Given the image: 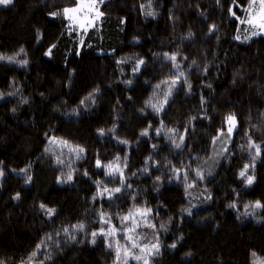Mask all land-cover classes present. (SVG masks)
Returning a JSON list of instances; mask_svg holds the SVG:
<instances>
[{
    "label": "trees",
    "instance_id": "16d2710c",
    "mask_svg": "<svg viewBox=\"0 0 264 264\" xmlns=\"http://www.w3.org/2000/svg\"><path fill=\"white\" fill-rule=\"evenodd\" d=\"M97 1L103 15L87 30L62 14L49 15L74 0L0 5V55L15 58L0 60V261L115 264L117 241L121 248L128 244L123 237L131 226L121 217L150 208L148 223L155 227L140 223L134 235L141 246L158 242L159 254L132 249L127 264H144V259L148 264H258L264 258V208H249L253 214L246 215L244 206L264 203V155L250 169L256 176L253 185L246 187L238 173L251 162L245 133L264 146V35L245 41L256 29L228 11L246 19L253 10L249 0ZM165 52L178 53L184 76L156 113L146 101L161 102L168 90L161 82L176 72ZM139 59L144 64L134 72ZM97 88L94 102L85 99ZM228 113L236 114L239 126L217 167L200 180L196 171L210 158L213 138L226 128ZM149 124V135H140ZM114 126L115 132H109ZM181 135L185 141L177 149L171 138L179 143ZM76 145L84 148L79 156L69 150ZM97 158L120 167L123 186L119 174L105 176L96 167ZM97 180L122 192L112 200L93 201ZM17 193L20 198L14 199ZM233 202L236 207H228ZM41 203L55 214L47 215ZM189 208L192 215L182 211ZM101 211L111 217L109 223H101ZM78 223L83 231L71 228ZM112 226L117 231L108 237L111 248L101 235L92 243V231Z\"/></svg>",
    "mask_w": 264,
    "mask_h": 264
},
{
    "label": "snow or ice",
    "instance_id": "6c2138e0",
    "mask_svg": "<svg viewBox=\"0 0 264 264\" xmlns=\"http://www.w3.org/2000/svg\"><path fill=\"white\" fill-rule=\"evenodd\" d=\"M234 2H235V0H234ZM257 2L259 3L258 11L255 10L253 7L257 4ZM11 3H12V0H0V5L7 6ZM217 3H219V0H217ZM95 4H96V0H74V6L73 7H65L62 9V12H51V13H49V15L52 17H56V16L62 14L69 21H72L73 23L77 24L80 28L87 30L88 27L93 26L94 20L96 18L103 15V13H100L98 10L95 9V7H94ZM141 7L143 8V5ZM149 7H151L150 3H149ZM249 8H251L253 10L249 13V15L246 19H240L239 17H236V13L233 11V9L232 8L228 9L230 15H232L237 20H239L240 24H246V25L250 26L251 28L256 29V30L251 32L250 36L245 37V41L251 39V37H254V36L264 35V0H249ZM93 13H95V15H93ZM147 15H153L154 16L155 13L149 11L147 13ZM215 27H216L215 24L210 25L209 26V32L214 31ZM192 35L193 34L191 32H189L188 38H191ZM234 38L236 40H240V36H236ZM54 47H55V45H52V47H50L48 49V51L45 52V55L50 56L52 53V48H54ZM23 51H24V49L21 48L20 52H23ZM163 56L166 60H169L172 62V67L176 70V72L170 78V80H164L161 82L163 84L168 85V90L164 94V98L161 102L152 103L151 100L146 101V106L150 105L156 113H160L161 111L164 110V106L166 104H168L169 97L172 95L173 88L176 86L177 82L179 81V78L181 76H184V72L180 71L181 65L179 63H177L178 53L173 52V53L169 54V53L165 52V53H163ZM4 59H7L9 62H13L15 58L13 56L5 57L4 55H0V60H4ZM184 59L187 60L188 57H184ZM121 62L122 61H118V63H121ZM19 63L21 65H26L27 61L22 60V61H19ZM143 64H144L143 59L137 60L136 66L134 68V72L138 71L140 68V65H143ZM192 64L195 65L196 61L192 60ZM126 83L131 84V81H126ZM185 83L187 84V81H185ZM155 87L159 88L160 84H157ZM208 87H211V85H208ZM188 88L189 89L191 88L190 84H188ZM98 91H99L98 88L94 89L93 92L89 93L88 97H86L85 99H93L94 92H98ZM11 94H13V93H10V95ZM2 96H3V94H0V98H2ZM129 99H131V97H129ZM24 102L27 103V101H24ZM93 102H94V99H93ZM80 103L84 104V100H81ZM203 103H204V100L202 97L201 98V105H203ZM13 111H15V110H13ZM140 111H143V109H141ZM76 114L78 115V113H76ZM196 118L197 117L193 116L190 119L195 120ZM205 118H207V117H205ZM161 124H163V121H161ZM224 124L226 125V129L225 128L218 129L217 130L218 136L227 135L228 137H231L233 135L234 131L239 126V122H238L236 114L235 113H228L224 117ZM151 127H152V125L149 124L147 128H144L141 131L140 135H142V136L149 135V129ZM97 131H98L99 135H101V136L105 135V130L103 128H99V129H97ZM108 131L109 132H115V126L112 129H109ZM160 131H161V129L157 128L156 134L159 135ZM168 131L174 133L175 129H169ZM185 132H187V127L185 128ZM245 135L248 137L247 148H248V154L251 157V162L243 165V167L240 169V171L238 173V176L242 180L243 184L247 187V186L253 185L255 180H256V176L254 174V171L250 172V169H254L256 159L258 157H261L262 155H264V146H262L261 144H257L252 139V136L249 133H245ZM52 139H55V138H52ZM171 140H172L174 147L179 149L182 147V145L185 141V136L181 135L179 137V140H180L179 143L176 142L174 137H172ZM215 140H216V137L213 138V142H215ZM119 142L122 144L128 143L127 140H120ZM61 144L64 146H69V142L66 140H62ZM241 147L243 148L244 146L242 145ZM153 148L155 149L156 145H153ZM69 150L71 152L76 153L77 156H79V153L84 152V148L81 147L80 145L70 147ZM46 151H47V149H46ZM225 151H227V149H225ZM119 159H120L119 156H117L116 160H119ZM57 162L62 163V161H59V160ZM95 165L97 168H103L105 170L104 171L105 176L115 177L117 174H119L120 183L122 186L124 185V179H125L124 174H123V171L120 169V167L117 164H114L111 162L108 164H103L101 159L97 158L95 161ZM147 170H148L147 168L143 169V171H145V172ZM21 171H25V170L22 169ZM172 171L175 174H179L181 169L173 168ZM3 175H4V172L2 169H0V177H2ZM84 175H88V173L85 172ZM196 177L200 180H202L204 178L202 173L199 170L196 171ZM72 178H73L72 174L69 173L67 175V181H71ZM31 179H32V177L29 176L26 180V183L30 182ZM156 179L159 180L160 177H156ZM184 179H185V181H187V179H188V174L186 171L184 173ZM58 182H61L59 180V178H58ZM94 183L96 185L97 191L92 197L93 201H96L97 197L104 198L105 196H107V198L109 200H112L114 194L122 192V187L109 188L107 186V184H105L99 180L94 181ZM128 186L130 187V185H128ZM191 186H194V185H187L186 184V187H191ZM237 195H239V194L237 193ZM13 198L19 199L20 194L17 193L16 196ZM210 198L211 197L209 196L208 199H210ZM133 199H135V197H133ZM228 207L235 208L236 207L235 202L229 204ZM244 207H245V214L246 215H252L253 212L255 211V209L264 208V203H262L261 200H256L254 202H249L248 204H245ZM40 208L42 210H45L46 214L49 215L50 217L55 214V209L47 208L46 205L43 203L40 204ZM249 208H251L253 210V212H249L248 211ZM151 211L152 210L150 208H145V209L136 208L135 211L130 210L127 214H125L121 217L122 221L131 222V226L126 228L125 235L123 237L126 241H128V244L125 245L123 248H121V246L119 245V243L117 241L115 264H127L129 256L132 255V252H131L132 249L139 248L141 253H144L147 255H158L159 254L160 246H159L158 242L151 244V246H148V245L141 246V244L137 242V238L134 235L136 232V228L139 227L140 223H145L148 227H153V228L155 227V225L148 223V214ZM182 211L187 212L188 215L193 214L190 208L189 209H182ZM99 217H100V221L102 224H107L111 220V217L108 216V214L103 212V211H101L99 213ZM137 217H139L140 219L138 220ZM237 218L239 219V217H237ZM71 228L79 230V231H83L84 230V224L78 223L76 225H71ZM63 231L65 232V234H68L69 228L65 227L63 229ZM116 231L117 230L114 226H112L108 230H106L104 227H101L98 231H92V233H91L92 243H95V239H96L97 235H101L105 238L106 245L109 248H111L112 244L108 241V237L111 236L114 238ZM57 235H58V233H57ZM49 238H51V237H49ZM70 238L75 239V235H72ZM39 247H40V245H37V248H39ZM170 247L175 248L176 244L173 243L172 245H170ZM32 255L34 256L35 253H32ZM251 255L255 257V256H257V253L253 251L251 253ZM133 258L139 261L143 257L142 256H133ZM0 264H4V262L0 261ZM144 264H148L147 259H144ZM258 264H264V258L260 259Z\"/></svg>",
    "mask_w": 264,
    "mask_h": 264
},
{
    "label": "rangeland",
    "instance_id": "374dc122",
    "mask_svg": "<svg viewBox=\"0 0 264 264\" xmlns=\"http://www.w3.org/2000/svg\"><path fill=\"white\" fill-rule=\"evenodd\" d=\"M257 4L258 5H256V6H257V11H258V9H259V3L257 2ZM73 6L74 5L69 6V7H73ZM94 7H95L96 10H98L100 12V10H99V4H98V1L97 0H96V4H95ZM93 15H95V13H93ZM98 19H99V17L94 20V23ZM75 25H77V24H75ZM78 28H80V27L78 26ZM80 29H82V28H80ZM231 138H232V136L231 137H228L227 135L217 136L216 137V140L214 142L213 150H212V153H211L210 158L205 163H203L202 166L199 169V171L202 173L203 177L206 174H209V172L213 171V169L217 167V165L220 162V160H221V158H222V156H223V154L225 152V149L227 148V145L229 144Z\"/></svg>",
    "mask_w": 264,
    "mask_h": 264
}]
</instances>
